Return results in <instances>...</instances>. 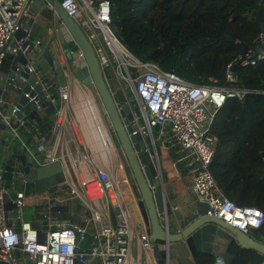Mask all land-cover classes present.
I'll list each match as a JSON object with an SVG mask.
<instances>
[{"label":"built area","instance_id":"1","mask_svg":"<svg viewBox=\"0 0 264 264\" xmlns=\"http://www.w3.org/2000/svg\"><path fill=\"white\" fill-rule=\"evenodd\" d=\"M33 1L0 0V124L12 142H18L23 153L33 158L36 167L61 163L65 182L38 193L25 179V165L17 154L9 160L10 181L4 179L5 164H0V264H154L156 243L149 220L142 217L135 179L124 154L123 160L115 161L113 130L91 76L83 72L86 66L74 71L71 80L66 77L65 85L57 78L48 79L37 69L42 41L29 36L36 23V16L31 14ZM59 1L92 45L110 93L120 92L125 97L134 117L129 136H143L144 154L156 168L157 185L151 187L152 191H165L163 153L177 148L191 168L195 206L206 203L208 216L264 243V236L255 234L264 224V213L228 199L209 168L218 142L211 131L215 114L227 99L243 101L246 91L223 89L215 80L210 86H196L155 63L140 61L119 39L109 0ZM52 24L50 34L58 31V21L53 18ZM21 30L26 36L13 42ZM259 41L260 48L248 49L237 60H241L240 66H256L264 61V33ZM26 43L33 48L28 50L30 44ZM54 43V71L75 70L77 63L72 55L61 45L54 47ZM18 54L27 62H19L14 71L12 59ZM9 59L10 69L3 74ZM234 67L233 63L227 66L226 79L241 84ZM9 73L29 84V90L23 92ZM26 74L35 76L33 84ZM21 94L28 105H17ZM95 107L101 120L93 112ZM48 111L52 119L45 133L39 122ZM99 129L109 136L114 153L103 149L105 139ZM58 133H62L61 138L51 141ZM72 201L87 210L86 215L77 214L74 221L60 216Z\"/></svg>","mask_w":264,"mask_h":264},{"label":"trees","instance_id":"2","mask_svg":"<svg viewBox=\"0 0 264 264\" xmlns=\"http://www.w3.org/2000/svg\"><path fill=\"white\" fill-rule=\"evenodd\" d=\"M109 2L119 39L140 61L155 63L196 86H210L215 80L223 89L246 91L243 101L227 99L215 114L211 131L218 142L209 168L228 199L264 213V61L233 68L241 84L228 82L225 74L227 66H235L243 55L244 46L261 47L264 0ZM45 114L39 122L42 132L51 125L52 112ZM135 191L138 194L136 187ZM255 234L264 236V224ZM229 253L233 264H249L253 256L238 246ZM212 262L210 255L198 260V264Z\"/></svg>","mask_w":264,"mask_h":264},{"label":"water","instance_id":"3","mask_svg":"<svg viewBox=\"0 0 264 264\" xmlns=\"http://www.w3.org/2000/svg\"><path fill=\"white\" fill-rule=\"evenodd\" d=\"M47 1L52 6L51 19L52 21L53 18L56 19L59 26L58 31L52 34L49 30L53 25L52 22L51 27L44 31L36 23L31 27L29 36L42 41V57L37 69L45 73L50 80L59 77L61 84L65 85L67 79L64 70L58 68L55 72L53 69L52 43L60 42L62 47L82 53L86 66L83 72L91 76L95 91L105 108L108 121L117 139V146L125 155L135 179L139 200L146 211L151 226V236L156 243L154 255L157 264H198L199 258L205 255L212 256L213 262L211 264H233V257L229 253L232 246L252 251L253 256L249 264H264V243L244 234L217 217L208 216L207 211L209 208L206 203H199L195 213L183 217L175 211L177 202L170 184H166L165 191L161 188L155 193L152 191L151 187L157 185L156 168L149 157L144 154L143 136L140 133L129 136L133 132L131 122L134 117L125 102V97L120 92L115 95L110 93L92 45L78 25L63 10L60 1ZM39 31L42 33L41 36L38 34ZM25 36L26 33L22 30L15 34V38L18 40ZM228 41L235 42V39L228 37ZM29 44L26 43V45ZM32 48L33 45L30 44L28 50ZM247 50L248 47L244 46L243 55L246 54ZM19 62L25 64L27 62L26 57H22L21 54L13 57L12 69L14 71ZM240 63L241 60L235 65L234 70L240 66ZM25 76L29 77L30 84H33L36 80L35 76L27 74ZM9 77L15 79L22 86L23 92L29 90V84H24L12 73ZM79 77L82 80L84 79L81 74H79ZM37 89L40 90V87ZM28 104V99L21 94L17 105L26 106ZM117 104L120 105V108ZM135 112H138L137 109H135ZM35 115L38 119H41L37 112H35ZM154 131L157 132L158 128L156 127ZM8 148L7 145L5 152ZM16 153L14 151L0 156V164H5V180L10 181L12 179V167L9 160ZM18 156L25 165V179L34 184L36 192L40 193L65 182L61 163L56 162L47 166L36 167V162L33 158L26 156L21 147H18ZM7 159L8 161H6ZM18 189H21V185H18ZM111 220L113 225H116V216L112 211Z\"/></svg>","mask_w":264,"mask_h":264},{"label":"crops","instance_id":"4","mask_svg":"<svg viewBox=\"0 0 264 264\" xmlns=\"http://www.w3.org/2000/svg\"><path fill=\"white\" fill-rule=\"evenodd\" d=\"M31 14L33 16H36V24H38L40 26L41 30H47L49 29L50 24L52 22L51 19V5L49 4V2L47 0H35L32 2L31 4ZM47 15L43 16V15ZM50 30V29H49ZM39 36H41V31H39ZM34 39V38H31ZM16 40V38L13 39V42ZM55 44V43H54ZM60 47V42H57L54 47ZM68 54L72 55V59L74 61H76V66H74L75 70L72 67V70L65 68L64 72H65V76L67 77V79L71 80L73 78V73H76L74 71L79 70V67H84L85 62L83 60V56L82 53L79 51H75V50H68L66 47H62ZM10 65V63H9ZM9 65H7L4 68V73L6 74L8 72V69H10ZM10 71V70H9ZM10 74V73H9ZM4 76V75H3ZM1 77V75H0ZM57 79L59 80V77H57ZM60 81V80H59ZM18 84V83H17ZM46 114L42 115L45 116ZM0 127L2 128L1 132H0V141L2 142V144L0 145V151L2 149V152L5 151V148L7 147V145L9 146L8 149H6L5 153H11L13 152V148L19 147L18 142H12L11 140V136L8 134V132L4 129V126L2 124H0ZM49 132V130L45 131ZM62 136V133H58L55 134L54 136H52L51 141H58ZM10 142V144H9ZM12 146V147H11ZM118 147V146H117ZM177 148H173L171 151H168V153H163L165 155H163V160H164V166H163V171L164 174L166 176L167 179V184L171 185V189H172V193L174 195V197L176 198V202H177V207L178 210H176V212L185 217L189 214H193L195 212V209L197 210V207L195 206V203L193 201H195V198L193 196V193L190 189V185H191V168L187 165V161L184 159V155L181 153H178ZM10 150V151H9ZM2 154V153H1ZM123 154V153H122ZM124 157V155H123ZM174 158H177V160H174ZM124 158H120L118 151L115 157V161L119 162L121 160H123ZM177 163L176 165L174 163ZM138 199H139V195L136 193ZM140 202V206H141V212L143 214V219L148 220L146 211L143 208V205ZM69 209H64L62 214L60 215L61 217L65 218V219H70V220H75V218L77 217V214L80 215H86L87 214V210L84 206H82L81 204H78L77 201H72L68 204ZM67 206V207H68ZM76 214V215H74ZM154 264H157L154 263Z\"/></svg>","mask_w":264,"mask_h":264},{"label":"bare ground","instance_id":"5","mask_svg":"<svg viewBox=\"0 0 264 264\" xmlns=\"http://www.w3.org/2000/svg\"><path fill=\"white\" fill-rule=\"evenodd\" d=\"M93 112L95 113V116H98L99 115V119L101 120L100 113H99V111H98V109L96 107L93 109ZM99 134L100 135H102V134L104 135L103 137H104L105 140L102 143L103 149L105 151L109 150V151L112 152L114 147L112 145V142H111L109 136L106 135V134H104L101 129H99ZM113 153H114V151H113Z\"/></svg>","mask_w":264,"mask_h":264},{"label":"rangeland","instance_id":"6","mask_svg":"<svg viewBox=\"0 0 264 264\" xmlns=\"http://www.w3.org/2000/svg\"><path fill=\"white\" fill-rule=\"evenodd\" d=\"M69 117H70V115H69ZM113 137H114V141H115V143L117 144V139H116L114 133H113ZM117 151H118V154H119L120 158H124V157H123V154H122V152H121V150H120L118 147H117ZM1 153L4 155V154H5V151L2 152V149H1V151H0V156H2ZM8 159H9V158H8ZM8 159H7L6 161H8ZM133 183H134V182H133ZM134 184H135V183H134ZM26 218L29 219V216L26 215Z\"/></svg>","mask_w":264,"mask_h":264},{"label":"flooded vegetation","instance_id":"7","mask_svg":"<svg viewBox=\"0 0 264 264\" xmlns=\"http://www.w3.org/2000/svg\"><path fill=\"white\" fill-rule=\"evenodd\" d=\"M16 151L18 153V147L14 148L13 152ZM16 153V154H17Z\"/></svg>","mask_w":264,"mask_h":264}]
</instances>
